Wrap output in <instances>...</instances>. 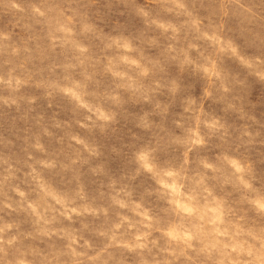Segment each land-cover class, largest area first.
<instances>
[{
    "label": "rangeland",
    "instance_id": "374dc122",
    "mask_svg": "<svg viewBox=\"0 0 264 264\" xmlns=\"http://www.w3.org/2000/svg\"><path fill=\"white\" fill-rule=\"evenodd\" d=\"M0 264H264V0H0Z\"/></svg>",
    "mask_w": 264,
    "mask_h": 264
}]
</instances>
